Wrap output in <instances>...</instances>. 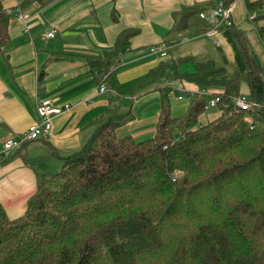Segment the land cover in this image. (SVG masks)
Masks as SVG:
<instances>
[{
  "label": "trees",
  "instance_id": "trees-1",
  "mask_svg": "<svg viewBox=\"0 0 264 264\" xmlns=\"http://www.w3.org/2000/svg\"><path fill=\"white\" fill-rule=\"evenodd\" d=\"M53 1L25 3L44 7ZM245 3L252 13L264 12V0ZM202 11L197 5L174 11L164 45L181 42ZM235 32L248 70L193 56L172 64L162 60L119 93L147 87L172 68L175 78L199 88L223 89L216 93V118L199 125L209 107L198 93L173 117L170 87L164 85L158 88L156 133L137 141L116 134L131 112L116 115L113 107L105 108L90 122L96 125L90 140L62 159L59 172L36 173L24 213L12 218L0 204V264H264V66L253 61L243 34ZM136 33L125 29L113 48L88 57L91 69L107 81ZM11 42L10 13L0 0L5 59ZM188 60L195 69L179 71ZM242 87L258 103L250 112L231 100ZM177 170L183 175L174 179Z\"/></svg>",
  "mask_w": 264,
  "mask_h": 264
},
{
  "label": "crops",
  "instance_id": "crops-1",
  "mask_svg": "<svg viewBox=\"0 0 264 264\" xmlns=\"http://www.w3.org/2000/svg\"><path fill=\"white\" fill-rule=\"evenodd\" d=\"M25 1L3 0L6 8H12V42L7 48V59L0 50V204L12 218L26 210L37 186L36 173H50L52 162L59 167L64 157L77 153L90 140L96 129L90 123L93 118L108 106L116 115L123 114L119 110L125 109L124 99L134 101L129 109L133 111L138 98L119 93L168 58L171 48L189 43L187 54L196 59H213L232 70L246 71L249 63L237 39L238 30L253 61L264 66V12H250L245 0L234 2L233 25L213 36L208 34V20L194 17L181 42L167 46L168 56L164 58L149 54L148 47L164 44L174 23L173 12L193 5L206 11L218 0H55L44 7ZM21 12L29 15L27 21L20 19ZM129 28L138 29V33L106 81L100 71L91 69L87 58L99 57L113 48L118 34ZM203 28L205 32H196ZM52 29L57 30L54 37L47 35ZM190 61L180 64L178 70L193 71L195 64ZM181 81L190 96L198 91L195 83ZM102 84L107 90L100 93ZM112 90L117 100L109 95ZM177 90L182 91L177 87L170 97L177 98ZM44 101L70 107L54 117L48 138L31 140L4 156V140L27 130L38 119L37 106ZM137 118L135 114L134 119ZM130 120L116 130L118 136L153 135L155 119L151 123L135 122L133 131L120 134L125 126L132 125Z\"/></svg>",
  "mask_w": 264,
  "mask_h": 264
},
{
  "label": "built area",
  "instance_id": "built-area-1",
  "mask_svg": "<svg viewBox=\"0 0 264 264\" xmlns=\"http://www.w3.org/2000/svg\"><path fill=\"white\" fill-rule=\"evenodd\" d=\"M18 2V0H13ZM234 2L225 3L222 0H218L213 7L209 10L202 11L200 17L208 20L210 23V28L208 29V34L213 36L218 30L226 27H231L233 25V7ZM8 13L12 12V8H6ZM253 15H250V19H253ZM20 19L27 21L29 15L27 13L21 12ZM57 33L56 29H52L48 32V36L54 37ZM218 45L219 43L215 41ZM167 46L164 44L152 45L149 47V54L156 57H165L167 55ZM102 79H106V75L102 76ZM175 87H170L169 94L170 96L175 94ZM107 87L105 84L99 86V92H105ZM183 90V89H182ZM218 91H215V88H199L198 91H193V95L198 93L201 97L206 98L208 101V107H217L221 101V95L216 94ZM177 99H183L182 95H178ZM232 103L241 111L250 112L255 106H258V103L249 99L248 95L241 93L231 97ZM69 104L63 106L55 105L50 101H44L37 106L38 119L33 122L27 130L23 133L17 135H11L4 140L3 151L4 156L9 155L14 149L21 147L25 142L31 140H37L41 138H48L51 134L53 127V119L56 115L60 114L63 110L68 109ZM246 122L250 124V127H254V120L250 114H247L245 117ZM183 175V172L180 170L175 171L174 179Z\"/></svg>",
  "mask_w": 264,
  "mask_h": 264
},
{
  "label": "rangeland",
  "instance_id": "rangeland-1",
  "mask_svg": "<svg viewBox=\"0 0 264 264\" xmlns=\"http://www.w3.org/2000/svg\"><path fill=\"white\" fill-rule=\"evenodd\" d=\"M251 15H254V14H251ZM215 44L218 45L216 42H215ZM150 46H152V45H150ZM188 46H189V43H182V44H180L174 48H171L169 57L165 58V60H163V61H165L166 63L168 62V64H172V62L174 60H177L180 57H189V56L192 57L193 56L192 54H187L188 53L187 52ZM149 47H148V49H149ZM185 54H187V55H185ZM181 55H185V56H181ZM166 56H168V55H166ZM161 58H164V57H161ZM192 61H190V62H192ZM136 74H138V72L135 73L134 75H136ZM183 84L184 83L181 81L180 78H178V77L175 78L173 76L172 68H168L167 74L162 79L153 82L152 84L148 85L147 87L137 89L136 91H133V92L127 94L130 96H136L138 98V100L136 103V107L133 109L132 112L130 111L131 114H133V117L130 120V122H132L131 123L132 125L125 126L124 129H122L120 131V134L130 133L131 131L129 129H131L133 131V129L135 127V122L151 123L152 119H155V122H154V128H155L156 127V121L159 117L158 114H159V109H160V93H159L158 88L166 85L169 87L172 86V87H176V88L179 87V89H183L182 88ZM241 91H242V93H246V91H247L246 87H242ZM177 94L182 95L183 99L178 100L176 97L170 98L171 105H172L173 117H177V116L182 115L187 110V107H188L189 101H190V94H188V92H186V89H183L180 92L177 90ZM109 95L112 98H114V100L118 99L115 91H113V90L109 91ZM133 99H135V97ZM132 102H134V101H129L127 99H124L125 109L119 110V111L121 113H125V112L129 111L130 107L132 108V106H131ZM205 113H207L206 116H201L199 118V125H204V124L208 123L210 120L216 118L221 113V110L218 107H209ZM135 114H136V118L138 117L136 120L134 119ZM206 117H208L209 120H207ZM155 133H156V128H155V131H154L152 136L136 135L133 137H135L134 139H136L137 141H141V140H146L148 138L153 137L155 135ZM53 165H54V163L52 162V165L49 167L48 171L50 173H57L61 170L62 162H60L59 167H56Z\"/></svg>",
  "mask_w": 264,
  "mask_h": 264
}]
</instances>
